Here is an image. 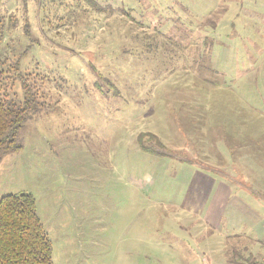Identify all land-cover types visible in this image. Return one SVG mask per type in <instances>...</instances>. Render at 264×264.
<instances>
[{
    "label": "rangeland",
    "instance_id": "obj_1",
    "mask_svg": "<svg viewBox=\"0 0 264 264\" xmlns=\"http://www.w3.org/2000/svg\"><path fill=\"white\" fill-rule=\"evenodd\" d=\"M20 77L0 199L32 196L52 264H177L201 237L172 206L223 150L264 203V0H0V101Z\"/></svg>",
    "mask_w": 264,
    "mask_h": 264
},
{
    "label": "crops",
    "instance_id": "obj_2",
    "mask_svg": "<svg viewBox=\"0 0 264 264\" xmlns=\"http://www.w3.org/2000/svg\"><path fill=\"white\" fill-rule=\"evenodd\" d=\"M223 151H219L220 155L229 159L231 167H202L192 179L188 198L179 205L180 208L172 206L171 215L175 222L188 221L189 227L200 230L201 237L196 250L188 245L183 248L177 264H250L251 261L252 264H262L264 225L256 208L262 210L264 203L258 200L254 190H247L238 181L237 175L231 176L230 173L235 172L232 158L228 150ZM246 199L247 224L238 222L235 214L237 204L247 206L243 203Z\"/></svg>",
    "mask_w": 264,
    "mask_h": 264
},
{
    "label": "trees",
    "instance_id": "obj_3",
    "mask_svg": "<svg viewBox=\"0 0 264 264\" xmlns=\"http://www.w3.org/2000/svg\"><path fill=\"white\" fill-rule=\"evenodd\" d=\"M19 80L22 102L0 101V159L3 154L20 149L18 134L40 107L26 80ZM140 148L152 153L142 144ZM0 264H52L51 245L42 231L31 195L14 194L0 199Z\"/></svg>",
    "mask_w": 264,
    "mask_h": 264
},
{
    "label": "built area",
    "instance_id": "obj_4",
    "mask_svg": "<svg viewBox=\"0 0 264 264\" xmlns=\"http://www.w3.org/2000/svg\"><path fill=\"white\" fill-rule=\"evenodd\" d=\"M262 264H264V257H263V261H262Z\"/></svg>",
    "mask_w": 264,
    "mask_h": 264
}]
</instances>
